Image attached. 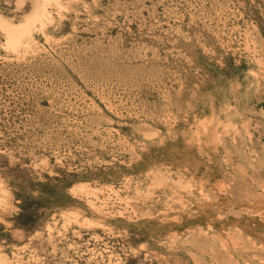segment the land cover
I'll return each instance as SVG.
<instances>
[{
    "label": "rangeland",
    "instance_id": "1",
    "mask_svg": "<svg viewBox=\"0 0 264 264\" xmlns=\"http://www.w3.org/2000/svg\"><path fill=\"white\" fill-rule=\"evenodd\" d=\"M46 1L0 0V263L264 264V0Z\"/></svg>",
    "mask_w": 264,
    "mask_h": 264
},
{
    "label": "bare ground",
    "instance_id": "2",
    "mask_svg": "<svg viewBox=\"0 0 264 264\" xmlns=\"http://www.w3.org/2000/svg\"><path fill=\"white\" fill-rule=\"evenodd\" d=\"M46 1V0H45ZM50 1V0H49ZM57 1V0H56ZM44 2V1H43ZM47 2V1H46ZM46 2L44 4H46ZM58 3V2H57ZM48 4V2H47ZM42 8V7H41ZM64 8V7H63ZM37 7L34 9V11L25 19L26 21L24 23H21L20 25H13V23L7 21L6 19H4L3 17H0V23L5 27L6 30L4 31H8V38H7V43L8 46H12V50H14V48H17L20 44H21V41L23 38L25 37H28L32 32V28H33V25L35 27V24L34 23H37L36 21H40L42 19V17L45 15V7L43 9V11H40V8ZM59 14V13H58ZM41 22V21H40ZM43 23V22H42ZM39 24V23H37ZM1 26V25H0ZM35 30V28H33ZM33 30V31H34ZM31 37V36H30ZM8 39H9V42H8ZM28 40V39H27ZM23 43H27V42H23ZM10 44V45H9ZM25 45V44H23ZM26 46V45H25ZM9 48V47H8ZM21 48V47H19ZM23 48V47H22ZM21 48V49H22ZM10 49V48H9ZM16 51V50H14ZM217 136V135H216ZM160 173V172H159ZM155 174V173H154ZM162 174V173H161ZM156 176V175H155ZM157 177V176H156ZM160 178V177H159ZM158 179V177H157ZM162 179V177H161ZM164 179V177H163ZM162 179V181H163ZM167 180V179H166ZM177 182V181H176ZM174 182V183H176ZM161 185V184H160ZM179 185V184H178ZM189 185V184H188ZM78 188H81L83 189V186L81 187H78ZM111 188V187H110ZM186 188V186H185ZM102 190V189H101ZM201 191V190H200ZM4 192V191H3ZM6 193V192H5ZM91 193V192H90ZM126 200V199H125ZM78 215V214H77ZM77 217V216H76ZM75 217V218H76ZM71 219V217H70ZM70 222V221H68ZM87 223V222H86ZM6 224V223H5ZM92 225V224H91ZM1 262V261H0ZM1 264V263H0ZM247 264V263H246Z\"/></svg>",
    "mask_w": 264,
    "mask_h": 264
}]
</instances>
